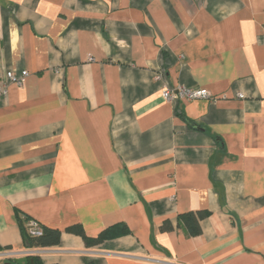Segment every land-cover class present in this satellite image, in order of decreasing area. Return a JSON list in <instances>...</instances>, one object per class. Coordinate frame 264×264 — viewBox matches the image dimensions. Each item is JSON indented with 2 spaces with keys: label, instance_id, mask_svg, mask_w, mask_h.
<instances>
[{
  "label": "crops",
  "instance_id": "crops-1",
  "mask_svg": "<svg viewBox=\"0 0 264 264\" xmlns=\"http://www.w3.org/2000/svg\"><path fill=\"white\" fill-rule=\"evenodd\" d=\"M7 71L28 76L0 97V264H264V0H0ZM25 220L59 244L26 250Z\"/></svg>",
  "mask_w": 264,
  "mask_h": 264
},
{
  "label": "trees",
  "instance_id": "trees-1",
  "mask_svg": "<svg viewBox=\"0 0 264 264\" xmlns=\"http://www.w3.org/2000/svg\"><path fill=\"white\" fill-rule=\"evenodd\" d=\"M208 211H198L194 213H188L180 215L177 222V227L184 229L191 237L198 236L200 234L199 222L208 216ZM22 233V245L26 250H44L56 247L60 242V231L40 227L42 234L38 237H32L26 232L25 222L19 223ZM172 229L168 221L163 222L161 226L162 231H170ZM66 233L78 236L84 242L87 248L97 246L105 240L111 239L114 236L127 234L128 231L124 228H110L102 231L96 237H87L80 226H71L67 228ZM116 232V233H113ZM43 264L38 256H26L23 264Z\"/></svg>",
  "mask_w": 264,
  "mask_h": 264
},
{
  "label": "built area",
  "instance_id": "built-area-1",
  "mask_svg": "<svg viewBox=\"0 0 264 264\" xmlns=\"http://www.w3.org/2000/svg\"><path fill=\"white\" fill-rule=\"evenodd\" d=\"M28 76V73L26 71H21V72H12V71H7L1 78H0V97H4L6 95V86L8 84H14L18 87H21L24 83V80ZM162 78L161 74H157L155 76V79L160 80ZM162 98L166 102H178V101H211L215 102L216 99L213 98L212 94L202 88H197V89H188L182 86H178L174 89H164L162 92ZM238 99H243V96L238 94L237 95ZM25 228L26 232L32 236V237H38L42 234V229L40 225L32 220L26 221L25 220ZM27 254H32L36 256V253H27ZM1 257L10 259L16 256V253L13 251H4L2 254H0Z\"/></svg>",
  "mask_w": 264,
  "mask_h": 264
},
{
  "label": "water",
  "instance_id": "water-1",
  "mask_svg": "<svg viewBox=\"0 0 264 264\" xmlns=\"http://www.w3.org/2000/svg\"><path fill=\"white\" fill-rule=\"evenodd\" d=\"M31 264H32V262H31Z\"/></svg>",
  "mask_w": 264,
  "mask_h": 264
}]
</instances>
